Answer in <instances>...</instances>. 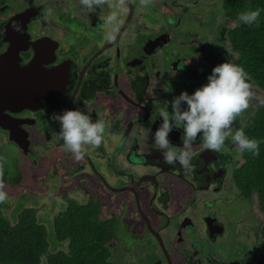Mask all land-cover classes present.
<instances>
[{"label":"flooded vegetation","instance_id":"1","mask_svg":"<svg viewBox=\"0 0 264 264\" xmlns=\"http://www.w3.org/2000/svg\"><path fill=\"white\" fill-rule=\"evenodd\" d=\"M180 1L175 0L173 4L181 8ZM28 2L22 8L12 9L7 17L0 14V55L12 45H17L15 50H19L18 57L12 51L9 59L0 62V109L3 111L0 110V151L7 157L10 155L4 148L5 143L25 151V155L36 151L37 161L31 162L32 181L36 186L42 180L35 171L40 168L44 171L46 161L49 173L44 181L48 175L57 174L65 183L63 187L73 188L72 193L62 195L64 199L77 202V197H84V204L92 201L88 189L79 181L84 178L89 184L97 182L100 197L116 206V211L124 203L126 228L134 234L138 230L136 236H142L138 228L144 229L150 235L152 247L154 242L157 245L151 250L153 259L143 264H264L261 233L264 220L256 222L255 205L251 203L253 211L249 217L240 216L227 227L228 217L218 210L219 202L213 201L221 194L226 204L239 198L231 180L232 167L239 160L238 153L234 155L239 150L235 143L229 138L219 152H211L203 149L202 138H198L190 149L194 154L192 163L185 168L163 164L153 142L152 134L161 122L159 112L171 111L170 104L166 108L167 101L181 91L191 93L206 80L203 71L194 78L197 73H190L187 65L185 69L179 65L180 60L188 63L191 58H201L196 65L206 60L202 52L187 50L194 47L191 37L185 40L181 38L183 34L168 31L170 27L165 19H161L160 25L144 21L136 9L139 4L124 0L127 15L122 21L117 18L109 27L105 20L93 19L91 15L80 13L83 17L80 18L75 5L69 6L67 13L74 12L84 25L77 32L85 41L73 45L65 37V33H71L69 28H60L57 21L52 23L49 15L45 17L48 21H41L38 18L45 12L41 13L42 8L34 1ZM164 11L168 12V8ZM19 12L25 13L16 17ZM33 22L36 28L32 32L29 26ZM14 25H19L21 31ZM88 27L94 33L87 34ZM173 28L177 30L178 25ZM109 35L111 38H106ZM32 61L33 75H23ZM195 66H192L193 72ZM167 79L171 89L163 86ZM31 80L38 84H29ZM72 108L105 123L101 145L82 146L81 160L64 149L58 140L59 123L50 118L53 113ZM233 128H239L238 124H233ZM182 135V128H174L168 134L177 151L183 150ZM37 138L44 143L43 147H51L44 153L47 156L37 151ZM226 146L231 153L225 151ZM16 166L13 168L15 176H20L18 183L12 181L15 176L10 180L7 170L4 171V178L8 180L5 182L13 186L20 185L24 178ZM114 168L121 170L108 183L107 173ZM101 180L108 190L100 185ZM185 190L188 195L183 196ZM113 195L125 199L115 200ZM64 204H59V208ZM104 204L98 203V215L104 210ZM105 211L111 212V209ZM112 241L106 245L114 246ZM232 243L248 245L247 253L235 256L237 248L232 249Z\"/></svg>","mask_w":264,"mask_h":264},{"label":"rangeland","instance_id":"2","mask_svg":"<svg viewBox=\"0 0 264 264\" xmlns=\"http://www.w3.org/2000/svg\"><path fill=\"white\" fill-rule=\"evenodd\" d=\"M147 1H145L146 3L140 4L138 2H141V0H130L131 4H139L138 6H136V9L138 13H141V17L144 21L148 20L152 23H158V25H160L161 19H165L170 27L168 31L172 29L174 30L175 34H183L181 38L185 40H188L191 37V39L193 40L194 47L192 49L187 48V50H190L192 52L194 51V53L202 52V58L206 59L202 64L200 63L199 65H196L197 62H200L202 60L201 58H191L192 60L188 63H186L184 60L183 61L185 63L180 60L179 63L182 69H185L187 65L188 71L190 73H197L195 74L196 77L194 78H197L199 77V75H202V71L203 75L207 77V75L211 72L212 67L222 61H228L230 63L234 61L236 53L231 50L230 43L228 41V35L226 33L229 28H232L231 26L235 24V22L233 23L232 21L227 20L225 16L219 12V0L218 4L215 0H188V2L185 0H181V3L179 4L181 5V8L177 7L178 5L176 6V4H173V1L175 0H155L156 3L152 0ZM193 1L196 2H194L193 4H189ZM39 2L37 1L35 5L37 7H41V13L45 12V15L42 14L38 19H40L41 21L43 20L44 22L50 19L54 24L57 21V23H59V25L57 26H60V28H69L71 33H65V37L66 40H70V43L73 45L74 42H79L80 40L85 41V37L79 36L77 32V28H79V30H83L84 25L80 23V19H78L74 12L71 13V11L69 10V12L67 13L69 6L71 7L75 5L74 9L77 8L76 12L80 18H83L81 17V15L84 13L87 15H91L93 19L101 18L100 20L102 21H106L107 17L110 15L116 16L117 14L114 11L118 10L120 7L122 11L119 21H122V19H124V17L127 15L128 11V6L124 2V0H105L104 5L93 12H88L86 9H83L80 6V0H43ZM5 3L6 4L0 6V14L7 17V15L12 11V9L16 10L22 8L29 2L28 0H6ZM166 8H168V12L164 11ZM49 10H51V14H49ZM153 11H157L156 15L152 14L153 16H151L148 14L149 12ZM46 16L48 17V19L45 18ZM113 24L114 22H112L111 24L107 23V27L112 26ZM96 25L98 26L99 23H96ZM174 25H178L177 30L173 28ZM29 28L30 31L33 32L36 28V24L33 22L32 24H30ZM87 30V34L94 33L93 31H90L89 27L87 28ZM190 33L191 35H189ZM123 38L129 40V38L125 37V35L123 36ZM134 49L137 50L136 48ZM178 61L179 60L174 61V63H178ZM167 62L168 60H166V65ZM192 66H195L194 72L192 70ZM204 83H206V80ZM163 86L171 89L168 79L166 80V83ZM251 90L253 92L252 97L256 100H258L263 94L261 92H258L257 87H254V90ZM252 102L251 100H249V104ZM253 104L255 103L253 102ZM253 107L254 105L252 107H250L249 105L248 109H246L241 115L235 118L233 124H238V127L241 128V124L243 123V121H245V118L252 111ZM32 144H34V140ZM37 144L40 145H35L36 149H38L37 151H41V154H43V156H47L44 153L47 152L46 149L51 147H43L44 143L39 138H37ZM4 148L11 155L7 157L5 153L0 151V192H3L5 194L4 200L8 203L6 214L8 215L12 211V209L15 208L17 205L18 207L21 206L23 208H33L38 219L44 214H46L49 209L50 211L53 210V213H51L46 219L47 221H43L42 224H44L45 227H47L48 229V235L50 238L49 248L51 249L52 247H56V243L53 241L54 238L52 230L50 228V223L52 221L53 214L59 211V204H64L66 201L64 198H62V195L65 193H72V186H67L66 188L63 187L65 183L63 180H61V177L57 176V174L51 176L48 175L49 177L47 178V181H44L46 174L49 173V170L46 166V161H44V171L42 168H40L39 171H35V173L37 175H40L42 179L41 181L37 182V185L35 186L34 182L32 181L34 169L31 168V162L37 161V156H35L36 151H34L35 154L29 153L25 155V151L19 150V148H17L16 146H10L7 143L4 144ZM229 150L230 149H228L226 146L225 151ZM229 152L231 153V151ZM238 152L239 151L237 150L234 151V155ZM22 154H24V156ZM21 156L23 158H21ZM237 156L240 158L241 154L238 153ZM109 160L110 162L112 161L111 159ZM241 161L242 158H240V162ZM14 164L17 165L16 168H19L24 176L23 181H21L20 185L18 184L16 186H13L11 183H6L8 182V180L4 178L5 170H7L6 173L8 174L10 180L12 177L15 176V171L13 168ZM120 170L121 169H115L111 170L110 173H107L108 176L106 178V181L108 183L110 180L112 181V175H114L116 172H119ZM67 179L70 180V178ZM79 181L81 182V185L88 189V192L92 199L91 203H93L94 206L97 207L98 203H106L104 204L105 207H102V210H104L99 214V220L107 221L116 234V237L111 243L114 246H109L110 244L108 245L111 254L110 257H108L109 264H131L132 262H134V264H143L148 261H151L153 259V254L151 250L157 245L154 242L153 244L155 246L152 247L150 235H148V233L144 229L138 228L142 232V236H136L138 230H136V234H134L133 231L126 228L127 220L125 213V204H121L120 210L116 211V206H114L112 203L108 204V200L102 199V196L100 197V193L98 192L99 186L97 185V182L95 183L92 181L89 184L88 182H85L84 178L80 179ZM30 185L32 186V188H30ZM100 185H102L106 190H108V186L105 181L101 180ZM33 189H35L37 192L33 191ZM48 189L49 191H47ZM80 189H82V187ZM33 192L36 193L34 194ZM83 192L84 194H82L86 196L85 190H83ZM183 194V196L188 195L186 190ZM76 195L78 196V194ZM222 195L223 194H221L220 196ZM113 197L115 200L125 199L123 196L115 197L113 195ZM219 197L216 196L213 201L219 202L220 208L218 210L221 212V214L228 217L229 225H227V227L231 225L230 222L232 220L238 219L240 218V216L247 218L249 217V215H251V212L253 211V205L248 203L249 200H244L239 197L236 200H228V203L226 204L223 203L225 202L224 198ZM209 198L212 200L210 193ZM76 200H78L77 202L83 204L86 202V199H84V197H77ZM207 207L208 209L211 208V206L209 205ZM106 208L111 209V212H113H106ZM110 214L114 215L111 217ZM256 222H258V219L256 220ZM240 228L241 226L238 228V230ZM163 236L164 235L162 234V237ZM239 244L232 243L231 248H237V251H235L237 252L235 256H239V254L244 256L245 253H247L248 245ZM61 246L59 249H63L61 248ZM127 249L129 250V254H127ZM229 258L230 257L227 256V259ZM42 261H44V259Z\"/></svg>","mask_w":264,"mask_h":264},{"label":"trees","instance_id":"3","mask_svg":"<svg viewBox=\"0 0 264 264\" xmlns=\"http://www.w3.org/2000/svg\"><path fill=\"white\" fill-rule=\"evenodd\" d=\"M5 2L0 0V6ZM219 3L225 18L235 22L226 33L230 48L236 53L232 63L242 66L252 78L251 86L263 93L258 100L250 98L255 104L249 105L254 107L241 124L245 134L259 142V155L238 150L242 161L239 158L231 172L238 196L255 205L254 211L261 222L264 220V103H261L264 100V0H219ZM253 10H259L256 23L247 25L239 21L241 13ZM12 181L18 183L20 176ZM65 200L50 223L56 243L51 249L48 229L42 222L47 221L53 210L49 209L38 219L33 208L17 205L7 215L8 203L0 201V264H109L110 251L106 244L116 237L114 230L107 221L99 220V211L93 203ZM262 227L264 235V224Z\"/></svg>","mask_w":264,"mask_h":264},{"label":"clouds","instance_id":"4","mask_svg":"<svg viewBox=\"0 0 264 264\" xmlns=\"http://www.w3.org/2000/svg\"><path fill=\"white\" fill-rule=\"evenodd\" d=\"M32 1L34 4L39 2ZM104 3L105 0H80V6L88 12L95 11ZM141 3H145V0H141ZM218 10L220 12V3ZM121 11L120 7L114 11L117 15L108 16L105 22L111 24L117 18L120 20ZM258 17L259 10L248 11L239 15V21L252 25L257 22ZM14 27L19 31V25ZM106 38L111 37L109 35ZM251 79L242 66L222 61L212 67L206 77V83L191 93L181 91L171 101H167L166 108L170 104L171 111L159 112L161 122L152 134L156 149L162 155L163 164L188 167L194 155L190 151L191 146L198 138H202L203 149L211 152H219L225 141L230 138L240 152H250L253 156H258L259 142L249 138L243 128H233L235 118L249 108V100L253 96ZM261 103H264V100ZM50 118L59 123L58 140L76 160L84 157L82 146L101 145L105 132L103 120L94 121L78 108L53 113ZM174 128L183 130L181 151H177L168 138ZM4 199L5 194L0 192V201Z\"/></svg>","mask_w":264,"mask_h":264},{"label":"water","instance_id":"5","mask_svg":"<svg viewBox=\"0 0 264 264\" xmlns=\"http://www.w3.org/2000/svg\"><path fill=\"white\" fill-rule=\"evenodd\" d=\"M131 8H132V6H131V4L129 5ZM24 13L25 12H20V13H18L17 15L18 16H16V17H22V15H24ZM131 14H130V12H129V16H130ZM26 22H28V20L26 21ZM25 22V23H26ZM26 25V24H25ZM23 26L24 28V30L26 31V26ZM21 30L19 29V31L18 32H20ZM23 32V31H22ZM21 34V33H20ZM25 34H26V36L28 35L26 32H25ZM24 34H22V36H23ZM10 41V40H9ZM11 42V41H10ZM27 42V41H26ZM25 42V43H26ZM17 46V45H16ZM16 46H14V45H12V46H10L4 53H2L1 55H0V62L3 60H6V59H9L10 57H11V55H12V51H16L15 49H16ZM49 49V48H48ZM12 52V53H11ZM14 55L15 56H19V50L18 51H16V52H14ZM33 63H34V61H32L27 67H26V69H24L23 71H24V73H23V75L25 74V75H28V76H31L30 74H32L31 73V71L33 70V68H34V65H33ZM33 75V74H32ZM31 83H36V84H38V82H36V81H34V80H31V82L29 83V84H31ZM31 86L29 85V88H30ZM1 110V109H0ZM2 111V110H1ZM1 111H0V113H1ZM3 112V111H2Z\"/></svg>","mask_w":264,"mask_h":264}]
</instances>
